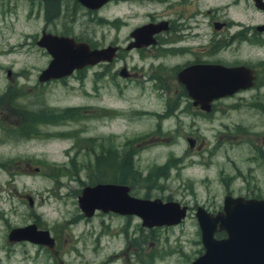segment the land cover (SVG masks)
<instances>
[{
  "label": "rangeland",
  "instance_id": "rangeland-1",
  "mask_svg": "<svg viewBox=\"0 0 264 264\" xmlns=\"http://www.w3.org/2000/svg\"><path fill=\"white\" fill-rule=\"evenodd\" d=\"M14 10L16 14L7 15L0 23V95L12 83L33 85L37 73L49 62V54L35 44L42 22L27 17L24 2L9 6V11ZM105 15L111 17L114 10L110 8ZM144 20L131 22L120 29L117 37L122 41L135 24ZM87 35L100 45L101 41L113 40L116 34L113 25L105 24L93 25ZM257 53L249 47L252 61L259 59ZM132 58L127 61L129 66L142 65L137 54L133 53ZM8 69L16 73L13 79L7 77ZM95 69L73 72L64 81L39 87L40 99L49 105L79 111L64 125L41 127V136L25 139L7 138L0 131V264H65L69 259L65 245L56 255L37 252L29 245H8L5 221L17 224L38 214L49 226L62 223L81 188L96 181L93 175L87 176L85 168L73 179L55 174L68 166L66 150L78 146L80 138L98 143L103 140L121 161L129 154L133 170L146 179L132 186V194L138 197L171 198L208 208L218 207L227 193L264 198V86L245 93L246 105L217 110L208 119L200 117L194 122L188 114L182 115L179 122L163 119L165 95L145 74L133 82L117 77V83H104ZM30 96H18L15 102L26 103ZM235 99L226 102L234 103ZM0 121L2 129L17 126L3 118ZM188 136L194 140L192 146ZM85 158L79 154L74 161L84 164ZM36 167L41 171H34ZM193 214L191 210L189 217L175 226L153 229L141 226L138 218L106 220L112 230L121 228L122 232L118 241L105 239L104 256L113 248L122 250L127 246L124 235L128 234L137 241L133 246L147 254L139 262L138 255L143 253L139 252L136 264H185L202 251ZM125 261L127 256L121 254L115 264Z\"/></svg>",
  "mask_w": 264,
  "mask_h": 264
},
{
  "label": "flooded vegetation",
  "instance_id": "flooded-vegetation-1",
  "mask_svg": "<svg viewBox=\"0 0 264 264\" xmlns=\"http://www.w3.org/2000/svg\"><path fill=\"white\" fill-rule=\"evenodd\" d=\"M18 2L26 3L28 18L33 17L42 22L39 29L40 34L35 39L36 45L42 34L50 33L73 38L78 43H86L91 49L113 47L114 51L110 60H101L95 65L84 66L82 69L75 70L74 73L79 71L82 74L83 71L96 68V74L104 83H110L111 80L116 82L117 77L133 82L139 79L138 76L142 77L145 74L154 82L153 85L159 90V93L165 95L164 113L161 114L163 119L173 118L180 122L183 118L182 115L186 114L192 117L193 122L200 117L208 119L217 110L227 111L246 105L248 98L245 93L255 87L264 86V0H0V23L5 22L7 15L16 14L15 10L9 11V6H15ZM110 8L114 10V15L111 17L105 15V11ZM143 17L145 20L135 24L122 41L117 37L120 29ZM105 24L113 25L116 35L113 40L107 43L101 41L99 45L87 35V31H90L93 25ZM148 24L152 25L151 34L139 33L136 38L134 33ZM249 47L257 50V54H259L257 61L250 59ZM133 53L137 54L142 65L134 63L129 66L127 61L133 59ZM50 59L49 55V61ZM190 67L192 68L191 72L179 76L180 72ZM238 67L251 70L252 86L238 88L231 94L214 98L210 100L207 108H202L199 100L190 97L187 83L193 84L198 95H209L214 85L225 84L227 81L228 76L224 70ZM41 71L37 73V80L33 82V85H30L29 82L22 85L12 83L7 85L5 91L0 95V118L17 125L13 129L0 128L7 138L10 135L19 139L41 136L43 134L40 131L41 127L64 125V122L70 119L71 114L66 111L67 109L53 107L44 99H40L39 96L40 86L57 80L64 81L68 76L40 81L38 77ZM6 75L9 79H13L16 73H12L8 69ZM28 95H31L28 102H15L16 97ZM232 98H236L234 103L226 102ZM195 101L196 103H194ZM186 117L188 116L186 115ZM186 139L188 141L192 138L188 136ZM0 141H2L1 136ZM77 141L78 146H72L66 150L68 166L58 169L56 175H65L67 178L73 179L78 176L79 170L84 168L88 173L87 176L98 173L115 178L120 175L121 157L113 147L106 146L107 143L105 144L103 140L98 143L91 139L80 138ZM79 154L85 155L86 162L84 164L75 163L74 160L78 158ZM128 155L126 153L125 157ZM130 159L132 158L128 157L123 162V164L126 162L124 172L131 181H134V185L136 178L132 173ZM89 183L86 185L96 183L125 184L114 180H97ZM126 185L130 187V194L133 195L132 185ZM245 197L262 198L259 196ZM160 199L163 201L172 200L171 198ZM180 204L187 207L185 219L189 217L191 210H194L193 215L198 225L195 216L197 207L202 206L209 213L215 214L222 209L223 200L216 208L198 204L192 207L183 202ZM120 218L126 220L138 218L141 222L137 215L121 214L113 210L96 209L91 215H86L76 199L67 208L63 224L55 223V225L49 226L40 215L32 214L25 221L17 224H9L8 221H5L7 226L5 228L6 235H4L8 245H29L37 249V252L44 251L50 255L58 254L63 249L62 246L65 245V248L68 249H66L67 255L70 256L65 264H115L121 254L127 256L128 262L125 261V264H136V256L139 252H143L138 255L139 262L142 261V256L147 254L144 253V249H137L133 246L137 244V241L128 234L124 235L127 237V246L122 250L113 248L106 257L104 256L105 239L118 241L122 232L121 228L112 230L106 220L110 222L111 219ZM2 219H6V217H2ZM30 225H34L37 231H47L52 240L49 239L50 244L8 239V234L13 228ZM219 234L221 235L218 236ZM224 235V233H216L218 237ZM130 252L132 258H130ZM202 252L203 248L185 264L192 262ZM87 255H91V258L87 259Z\"/></svg>",
  "mask_w": 264,
  "mask_h": 264
},
{
  "label": "water",
  "instance_id": "water-1",
  "mask_svg": "<svg viewBox=\"0 0 264 264\" xmlns=\"http://www.w3.org/2000/svg\"><path fill=\"white\" fill-rule=\"evenodd\" d=\"M151 26L148 24L139 28L134 33L136 38L139 33L150 35ZM37 45L45 49L51 57L38 77L40 81L66 77L84 66L110 60L114 51L111 46L91 49L86 43H78L73 38L50 33L42 34ZM191 69H185L179 76L191 72ZM224 71L228 76L227 81L225 84L214 85L209 95H198L192 83L186 84L190 97L199 100L202 108H207L210 100L214 98L253 84V75L249 68H229ZM188 142L192 146L194 140L188 139ZM37 170L38 167L34 169ZM28 199L31 204V199ZM77 199L86 215H91L96 209L134 214L141 219V225L147 228L177 225L185 219L187 213V207L175 200L163 201L160 198L133 196L126 184L86 185ZM195 216L203 252L189 264H264V198L227 194L223 198L222 209L217 213L211 214L204 207L198 206ZM216 233L225 235L218 237ZM8 239L45 244H50L49 239L51 240L47 231H37L34 225L13 228Z\"/></svg>",
  "mask_w": 264,
  "mask_h": 264
},
{
  "label": "trees",
  "instance_id": "trees-1",
  "mask_svg": "<svg viewBox=\"0 0 264 264\" xmlns=\"http://www.w3.org/2000/svg\"><path fill=\"white\" fill-rule=\"evenodd\" d=\"M67 112H69L70 114H71V117L73 118L74 116H76V114H78L79 113V111H77L76 109H73V108H71V109H67L66 110ZM92 140V139H91ZM126 158H128V157H125V155H124V158L122 159V161H121V163H122V165H121V167H122V170H121V173H120V175H118V176H116L115 178H113V177H110V176H108L107 174H103V175H100V174H98V173H95L93 176L94 177H96V181L97 180H99V181H108V180H114V181H116V182H121V183H125V184H129V185H132L133 186V182L134 181H131L128 177H127V175H126V173L124 172V170H126L125 168V166H126V162L123 164V162L124 161H126L125 159ZM131 162V161H130ZM131 167V166H130ZM132 173H134L133 175H135V178H136V183L138 182V181H140V182H143V181H145L146 179H143V178H140L139 177V171L138 172H136V171H134L133 172V170H132ZM141 180H143V181H141ZM221 234H219L218 236H220Z\"/></svg>",
  "mask_w": 264,
  "mask_h": 264
}]
</instances>
